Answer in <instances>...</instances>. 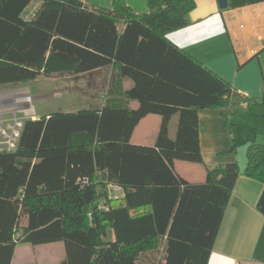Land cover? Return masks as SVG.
Segmentation results:
<instances>
[{
    "label": "trees",
    "instance_id": "1",
    "mask_svg": "<svg viewBox=\"0 0 264 264\" xmlns=\"http://www.w3.org/2000/svg\"><path fill=\"white\" fill-rule=\"evenodd\" d=\"M32 1L0 0L1 85L112 67L108 90L115 79H131L122 99L138 106L106 99L100 108L24 121L17 149L0 153V264H11L25 241H63L66 256L57 264H145L140 255L161 241L163 264H208L240 173L264 182V143L249 145L243 171L235 159L207 168L203 182L189 181L174 162L203 161V109L222 108L230 128L232 107L246 102L251 125H263L264 90L259 98L237 97L169 40L189 24L195 0H147L141 15L124 0L112 8L37 0L26 19ZM153 113L161 116L155 143H133L136 126ZM236 150L233 144L221 153ZM111 185L123 187L124 198H113Z\"/></svg>",
    "mask_w": 264,
    "mask_h": 264
},
{
    "label": "crops",
    "instance_id": "2",
    "mask_svg": "<svg viewBox=\"0 0 264 264\" xmlns=\"http://www.w3.org/2000/svg\"><path fill=\"white\" fill-rule=\"evenodd\" d=\"M80 1L88 6L104 8H112L114 2V0ZM124 1L137 15L149 12L147 0ZM37 7L38 5L35 11ZM33 14L30 13V16L25 17L23 13V16L29 19ZM167 36L172 43L192 54L229 82L237 97L262 96L264 0H227L225 7L220 5L219 0H195V7L189 14V24L168 33ZM100 71L105 74L103 77L110 84L109 72L112 73V67L101 68L91 73ZM123 80L127 82L126 88L132 85L131 79ZM98 82L97 78L94 85ZM119 82L122 80L115 79L113 82V87L118 91L119 86L122 85ZM110 99L117 103L124 102L122 96L118 95ZM126 102L133 108L138 106L135 100H125ZM223 109L230 112L227 107ZM231 114L230 121H235L236 124L229 128L222 108L203 109L199 112L203 161L196 163L176 159L174 162L176 170L189 181L203 182L206 180L207 168L235 159L243 171L247 164L249 145L264 143V124L251 125L246 102L235 104ZM158 115L148 114L141 119L132 135L133 143L144 145L155 143L161 123V117ZM176 127L175 116L170 126L172 136L176 133ZM233 144L237 149L235 155L221 153ZM114 187L121 189L120 199L124 198L125 190L118 185H112L111 196L115 198ZM15 254L16 252L11 264H22ZM65 256L66 253L62 252L59 262ZM208 264H264V182L243 172L240 173L225 209Z\"/></svg>",
    "mask_w": 264,
    "mask_h": 264
},
{
    "label": "rangeland",
    "instance_id": "3",
    "mask_svg": "<svg viewBox=\"0 0 264 264\" xmlns=\"http://www.w3.org/2000/svg\"><path fill=\"white\" fill-rule=\"evenodd\" d=\"M37 5L38 1L33 0L24 11V16L33 14ZM104 75L102 71L78 75L66 72L50 78L40 76L25 83L0 84V117L3 115L5 119H10L16 112L25 121L54 112H78L85 108L102 107L106 99L122 96L127 86V82L123 80L125 78L120 77L122 82L119 83L122 85L119 86V91L111 92ZM109 75L112 77L110 72ZM97 78L99 82L94 85ZM123 100L125 103L126 99ZM110 189L112 191V185ZM119 190L121 189L113 188L115 198L121 197ZM22 223H26L25 218ZM112 237L113 233L109 232L107 239ZM15 252L22 264H57L61 253H65V244L63 241H56L36 245L25 241L17 245ZM164 252V243L161 241L156 249L142 253L140 259L145 264H163Z\"/></svg>",
    "mask_w": 264,
    "mask_h": 264
},
{
    "label": "built area",
    "instance_id": "4",
    "mask_svg": "<svg viewBox=\"0 0 264 264\" xmlns=\"http://www.w3.org/2000/svg\"><path fill=\"white\" fill-rule=\"evenodd\" d=\"M14 112V111H13ZM18 117L16 112L10 119L0 117V153L13 152L17 149L24 121ZM99 208L107 210L106 200L99 202Z\"/></svg>",
    "mask_w": 264,
    "mask_h": 264
},
{
    "label": "water",
    "instance_id": "5",
    "mask_svg": "<svg viewBox=\"0 0 264 264\" xmlns=\"http://www.w3.org/2000/svg\"><path fill=\"white\" fill-rule=\"evenodd\" d=\"M219 3L222 7H225L227 4V0H219Z\"/></svg>",
    "mask_w": 264,
    "mask_h": 264
}]
</instances>
